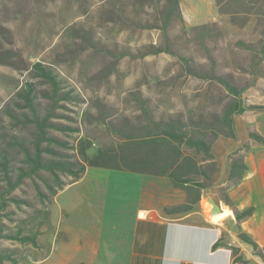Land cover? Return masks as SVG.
<instances>
[{"label":"rangeland","instance_id":"obj_1","mask_svg":"<svg viewBox=\"0 0 264 264\" xmlns=\"http://www.w3.org/2000/svg\"><path fill=\"white\" fill-rule=\"evenodd\" d=\"M214 1L189 0L196 22L190 25L176 16L167 23L164 0H0V153L10 158V175L27 167L15 142L31 149L35 139L34 125L23 121L30 110L18 96L28 84L39 113H50L46 132L58 142L52 149L71 156L79 139L93 149L108 147L151 117L211 123L231 100L215 75L242 89V105L264 96V0ZM215 7L228 28L211 20ZM155 49L161 52L153 54ZM34 63L60 79L55 100L44 96L51 87L33 72ZM106 172L131 177L123 180L129 185L140 179ZM47 178L40 172L9 189L0 170V264H42L49 253L54 226ZM202 199L199 207L208 211ZM46 211L50 226L40 224ZM37 226L38 248L13 239ZM45 264H58L57 257Z\"/></svg>","mask_w":264,"mask_h":264},{"label":"crops","instance_id":"obj_2","mask_svg":"<svg viewBox=\"0 0 264 264\" xmlns=\"http://www.w3.org/2000/svg\"><path fill=\"white\" fill-rule=\"evenodd\" d=\"M179 7L184 20L194 25L189 0H179ZM211 20H220L224 29L229 26L221 21L216 7ZM248 103L264 106V96L253 95ZM234 126L236 139L212 145L217 172L202 203L208 211L199 207L186 215L165 216L162 207L185 201V193L167 178L133 174L140 179L129 185L123 180L131 177L110 178L109 170L88 167L78 181L55 196L50 207L52 246L38 263L45 264L55 255L58 264H264L238 238L242 232L264 248V111H246L234 117ZM249 130L257 132L263 142L249 139ZM245 144L249 148L244 152ZM235 151L243 155L245 170L238 182L227 185L228 156ZM221 187L238 210L252 209L240 229L232 210L221 200ZM208 198L222 212L230 213L213 219ZM219 238L237 247L244 262H234L228 247L212 250Z\"/></svg>","mask_w":264,"mask_h":264},{"label":"trees","instance_id":"obj_3","mask_svg":"<svg viewBox=\"0 0 264 264\" xmlns=\"http://www.w3.org/2000/svg\"><path fill=\"white\" fill-rule=\"evenodd\" d=\"M164 1L166 2L164 20L167 23L171 22L173 16L182 18L179 0ZM215 2L217 5L221 3L220 0H215ZM219 12L225 13L221 10ZM230 22L234 23L232 16ZM213 26L217 28L220 34L218 24L213 23ZM200 28L203 29L206 26ZM159 52H161L160 49H155L153 54ZM32 69L51 87L50 94L44 96H50L55 100L61 83L60 79L50 68L40 63H34ZM214 78L225 88L231 100L224 105L220 114L215 116L211 123L194 121L193 119L185 120L181 115L160 120L151 117L146 124L135 127L127 133H120L121 139L108 147L93 149L90 142L79 139L72 147L75 153L73 156L57 154L52 149L53 143L58 142L48 136L46 132L50 113L46 112L44 115L39 113L34 103V90L28 84L18 93V96L22 100L23 106L30 110V118H24L23 121H29L34 125L35 139L31 149L25 148L20 142H15L23 150L27 167L17 168L13 175H10L12 171L9 170L10 158L7 152L0 153V170L3 171L8 188H15L24 178L46 172L48 174L46 181L47 198L49 203H52L60 190L78 181L84 175L86 168H103L167 178L175 188L185 193V201L181 204L162 207L161 211L165 216L186 215L198 211L203 193L214 182L217 172L212 148L213 142L218 138L232 140L237 138L234 115H240L246 111H264L263 105H242L239 101L242 89L236 87L224 77L215 75ZM62 96L69 97L71 95L64 93ZM9 116L16 119L13 114H9ZM248 138L258 143L263 142V138L252 130L248 131ZM248 148V144H245L242 151L245 152ZM228 159L227 185H231L241 179L245 165L243 155L237 151L231 153ZM64 178L68 181H64ZM219 191L222 202L232 210L237 223L236 227L240 229V223L252 214V209L238 210L227 198L225 188L221 187ZM3 197L1 192L0 201ZM204 200L203 198L201 203ZM227 213H217L212 218L218 219ZM49 214V211H46L40 215V220L43 222L40 223L41 225L50 226L48 223ZM37 236L38 226L31 229L26 235H21L18 231L15 232L13 239L38 248ZM238 238L251 246L254 255L264 260V248H260L242 232L239 233ZM222 247H228L231 250L234 262H244L238 253V248L224 243L223 238H219L212 245V250Z\"/></svg>","mask_w":264,"mask_h":264},{"label":"water","instance_id":"obj_4","mask_svg":"<svg viewBox=\"0 0 264 264\" xmlns=\"http://www.w3.org/2000/svg\"><path fill=\"white\" fill-rule=\"evenodd\" d=\"M208 201L209 203L211 204V208L209 210V214L212 216V215H215L217 213H221L222 212V209L220 208L219 205H217L216 203H214L210 198H208Z\"/></svg>","mask_w":264,"mask_h":264}]
</instances>
